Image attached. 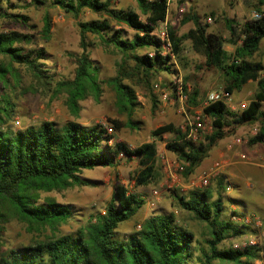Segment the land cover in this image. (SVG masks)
<instances>
[{
  "label": "trees",
  "instance_id": "1",
  "mask_svg": "<svg viewBox=\"0 0 264 264\" xmlns=\"http://www.w3.org/2000/svg\"><path fill=\"white\" fill-rule=\"evenodd\" d=\"M114 1L52 0L53 7L74 19L85 11L97 16L93 20L77 22L81 52L77 56L74 77L56 82L55 87L57 93L67 95V106L74 116L78 114L79 102L87 96L98 100L101 93L99 69L88 52L92 45L88 35L95 36L103 46L119 55L116 75L108 83L115 93L117 112L126 115L132 125L131 117L139 106L135 87L147 90L155 105L158 98L152 87L157 77L162 73H176L171 56L162 55V43L154 35L155 27L166 20L168 0H134L144 20L132 10L115 8ZM33 2L41 3L39 0ZM262 3L260 0L258 5L262 6ZM256 11L260 14L259 19H247L241 25L224 18L233 52L224 49V40L220 36L207 32V27L201 25L200 17L194 12L185 15L181 21L194 27L183 37H178L172 28L168 29L172 55L179 57L181 41L189 39L193 48L205 57L206 66L223 73L224 90L239 92L249 81L257 85L254 98L237 116L221 103L204 107L202 111L211 119L212 131L197 143L187 140L180 129L170 123L151 132L153 139L165 134L174 135V140L166 143L165 149L181 163L185 176L189 177L235 127L259 121L261 127L248 143L250 146L264 144V113L261 111L264 66L252 61L264 39V11L259 7ZM8 16L27 25V18L22 15ZM49 27L46 19L45 34L49 33ZM128 30L133 32L131 36H128ZM31 44L30 35L17 31L0 32V58L7 60L6 64L0 62L1 89L8 86L10 79L17 78L14 65L23 67L43 88L52 85V77L43 69L46 65L43 62L46 59L42 57L44 51L27 48ZM189 103L196 104L192 97ZM11 113L8 100L0 99V234L8 220H17L36 230L49 228L53 234L29 246L4 251L0 264H254L260 259L261 250L257 246L219 248L228 237L243 236L245 226L222 219L220 194L210 202L209 190L193 191L187 197L175 196L182 211L209 228L207 249H201L200 256L194 255L193 234L175 224L171 213L151 216L142 222L139 230L125 239L120 238L119 225L131 220L145 204L140 195L121 184L114 186L103 214L92 217L74 234H54L60 225L73 218V210L48 199L38 204V192L86 186L88 182L80 177L82 171L114 168L121 159L137 160L135 186L154 183L158 179L156 144L143 143L133 149L120 142L109 145L112 136L107 135L102 126H83L76 122H68L62 128L53 122L16 131L2 128ZM111 123L113 128L119 129L117 122ZM218 185L224 190L221 182Z\"/></svg>",
  "mask_w": 264,
  "mask_h": 264
},
{
  "label": "rangeland",
  "instance_id": "2",
  "mask_svg": "<svg viewBox=\"0 0 264 264\" xmlns=\"http://www.w3.org/2000/svg\"><path fill=\"white\" fill-rule=\"evenodd\" d=\"M2 0L0 3L3 11L0 12V32L17 31L32 37V44L27 48L43 50L44 71L52 77L53 83L43 88L30 78L23 67L14 65L17 73L15 80L10 79L5 89L0 88V99L8 100L12 113L10 119L5 121L4 127L11 130H23L27 127H37L43 122H53L58 128H62L68 122H76L83 126L109 124L112 121L119 124V129L113 128L112 139L109 145L120 142L129 148H136L143 143L154 142L157 147L156 166L158 179L146 186L137 187L134 184V175L138 170L137 160L125 161L121 159L114 168H95L84 170L80 174L88 183L86 186H74L62 191L38 192L37 203L42 204L47 199L56 203L69 206L73 210V218L60 225L54 234H74L79 228L87 225L89 220L99 214H103L109 203L114 186L121 184L128 191L140 195L144 206L128 222L121 223L118 227V236L125 239L130 234L139 230L142 222L154 215L173 214L175 224L188 230L194 237V255L200 256V250L207 249L206 241L210 239L209 228L205 223L194 220L189 213L182 211L176 204L175 196H189L193 191L211 192L210 202L217 199L220 194L222 200V219L232 224L243 225L245 234L240 237H228L219 245V248H241L244 242L252 241L254 246L260 248V259L254 264H264V154L257 153L258 147L264 150V144L250 146L248 141L259 131L261 123L245 124L235 127L233 133L220 141L210 152L209 157L189 177L184 175L181 163L172 153L166 151L165 144L174 140V135L165 134L161 138H152L151 132L159 126L173 124L183 129L187 122L199 117L206 126L211 128V119L203 114V102L206 95L213 90H224L223 73L215 68L206 66L205 57L193 48L189 39L181 41L179 57H171L173 75L160 74L163 82L168 83L174 75H178L188 90V101L180 109L176 101H168L161 104L156 100L154 105L151 95L145 89L135 87L139 106L131 117L132 125L126 115L119 114L115 107V93L108 81L116 75V66L119 55L111 48H106L95 36L88 35L89 58L98 67V81L101 89L98 100L87 96L79 102V111L76 116L67 106V95L57 93L55 84L62 80H71L77 67V56L81 50L79 47L78 21H89L97 16L90 12H83L77 19L65 14L62 10L52 6V0ZM260 0H170L167 17L164 23L167 28H172L178 37H183L193 29L191 23L182 24V19L190 12L200 17V23L207 27V32L216 34L224 40V49L233 52L234 47L228 42L230 35L226 29L224 18L234 20L242 24L247 19H252L256 8L264 11V0L259 6ZM113 6L117 9L132 10L144 20L134 0H115ZM183 12H180V10ZM7 14V15H5ZM9 14L22 15L27 18L26 24L9 17ZM49 21V33H44L45 20ZM238 28V27H237ZM128 36L133 34L127 31ZM155 34V31H154ZM264 64V39L257 50V57ZM257 59V60H258ZM253 61V59H252ZM0 62L6 64L7 60L0 58ZM157 77V78H158ZM128 82V81H125ZM257 92L255 82H248L239 92H233L235 110H228L233 115H239L254 98ZM196 93V94H195ZM194 99L195 105L189 103ZM261 111L264 113V103ZM229 120V119H228ZM201 137V140L203 138ZM236 138L242 140L239 146L245 155L244 159L237 156L229 161L227 156L218 152L222 143L233 142ZM167 159L169 167L163 160ZM219 161L223 168L219 175L210 182L208 188L193 189L189 186L190 180L201 174L212 163ZM222 183L220 189L218 183ZM235 218V219H234ZM258 220V224H244L243 219ZM53 234L49 228L36 230L27 224L17 220H8L3 225L0 234V256L8 249H20L29 246L36 241L45 240ZM227 235H229L227 233Z\"/></svg>",
  "mask_w": 264,
  "mask_h": 264
},
{
  "label": "built area",
  "instance_id": "3",
  "mask_svg": "<svg viewBox=\"0 0 264 264\" xmlns=\"http://www.w3.org/2000/svg\"><path fill=\"white\" fill-rule=\"evenodd\" d=\"M170 0H168L169 4ZM180 12H183L181 9ZM260 14L253 13L252 19H259ZM162 43V55H169L173 57L171 53V46L169 42V34H168V28L166 24L159 23L155 27V34H154ZM150 56L153 54L150 53ZM153 94L158 98L159 103L166 104L168 101H176L180 109L183 110L184 104L188 101V90L184 86L181 78L178 75H174L171 80H169L168 83L163 82V80L158 77L156 82L153 84L152 87ZM214 103H221L223 104L227 110L234 111L235 110V104L233 102L232 93H229L226 90H213L210 91L203 102V106H209ZM103 129L106 131L107 135H110L112 133V126L109 124H103ZM211 128L207 127L203 120H201L199 117H195L193 121L187 122L186 128L183 129L185 138L187 140H191L192 142H199L201 140V137L206 134L207 131H209ZM242 140L240 138H236L233 141V144H241ZM243 159L245 158L242 157ZM164 164L167 163L170 167L171 164L168 162L167 159L163 160ZM223 168V163L216 161L212 163L207 169L201 172L197 177L192 178L190 180L189 186L193 189H201L206 188L210 185V182L215 179L219 173L220 170ZM178 170H182L181 168H177ZM235 219V218H234ZM244 224H251L254 222L255 224H258V220H250L248 218H245L242 220ZM243 246L241 248H244L246 246H254V243L252 241L244 242L242 244Z\"/></svg>",
  "mask_w": 264,
  "mask_h": 264
},
{
  "label": "crops",
  "instance_id": "4",
  "mask_svg": "<svg viewBox=\"0 0 264 264\" xmlns=\"http://www.w3.org/2000/svg\"><path fill=\"white\" fill-rule=\"evenodd\" d=\"M262 41H263V39L261 40V42H260V44H259V46L261 45V43H262ZM255 57H257V52L254 54V56L252 57V59H253V62H259V63H261L263 66H264V64L258 59V58H255ZM258 59V60H257ZM249 82H251V81H249ZM256 83V82H255ZM263 105V104H262ZM221 148L224 146V148L222 149V151H221V149L218 151V152H222L221 153V155L223 156H227L228 157V160L229 161H233V160H235V159H237L236 157L237 156H240V158L241 159H243L242 157H244L245 155H244V153H243V151L241 150V149H236V148H239V146H235L234 144H233V142H228V143H226V144H224V143H222L221 145H219ZM236 147V148H235ZM257 153H259V154H264V150L263 149H259L258 147H255V149H254ZM202 164H203V162H202ZM262 175H264V172H260Z\"/></svg>",
  "mask_w": 264,
  "mask_h": 264
}]
</instances>
